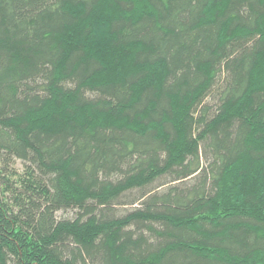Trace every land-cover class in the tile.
Instances as JSON below:
<instances>
[{"label":"trees","instance_id":"obj_1","mask_svg":"<svg viewBox=\"0 0 264 264\" xmlns=\"http://www.w3.org/2000/svg\"><path fill=\"white\" fill-rule=\"evenodd\" d=\"M0 264H264V0H0Z\"/></svg>","mask_w":264,"mask_h":264},{"label":"rangeland","instance_id":"obj_2","mask_svg":"<svg viewBox=\"0 0 264 264\" xmlns=\"http://www.w3.org/2000/svg\"><path fill=\"white\" fill-rule=\"evenodd\" d=\"M22 170H23L22 164L20 162H17V164H16V171H17V173L20 176H22V173H23ZM124 210L125 209H122L121 213L124 212ZM69 216H71V215H69Z\"/></svg>","mask_w":264,"mask_h":264}]
</instances>
